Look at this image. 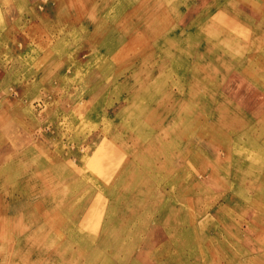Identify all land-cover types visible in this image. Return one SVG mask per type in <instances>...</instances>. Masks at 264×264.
Returning <instances> with one entry per match:
<instances>
[{
    "label": "rangeland",
    "instance_id": "1",
    "mask_svg": "<svg viewBox=\"0 0 264 264\" xmlns=\"http://www.w3.org/2000/svg\"><path fill=\"white\" fill-rule=\"evenodd\" d=\"M0 264H264V0H0Z\"/></svg>",
    "mask_w": 264,
    "mask_h": 264
},
{
    "label": "bare ground",
    "instance_id": "2",
    "mask_svg": "<svg viewBox=\"0 0 264 264\" xmlns=\"http://www.w3.org/2000/svg\"><path fill=\"white\" fill-rule=\"evenodd\" d=\"M176 174V173H175ZM85 221V220H84ZM240 254V253H239Z\"/></svg>",
    "mask_w": 264,
    "mask_h": 264
}]
</instances>
